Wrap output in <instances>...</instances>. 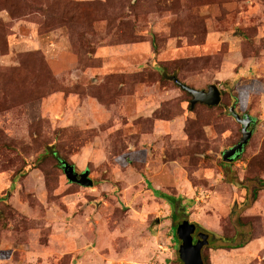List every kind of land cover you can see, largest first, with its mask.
<instances>
[{
  "label": "rangeland",
  "instance_id": "1",
  "mask_svg": "<svg viewBox=\"0 0 264 264\" xmlns=\"http://www.w3.org/2000/svg\"><path fill=\"white\" fill-rule=\"evenodd\" d=\"M182 220L264 264V0H0V264H181Z\"/></svg>",
  "mask_w": 264,
  "mask_h": 264
},
{
  "label": "water",
  "instance_id": "2",
  "mask_svg": "<svg viewBox=\"0 0 264 264\" xmlns=\"http://www.w3.org/2000/svg\"><path fill=\"white\" fill-rule=\"evenodd\" d=\"M172 80L176 85H178L179 88H181L191 96V98L189 99L190 106L197 102L205 105H216L219 103V90L214 84L207 85L206 89H197L180 82L176 78H172ZM228 112L234 119V121L237 122L240 126V137L230 147L221 151L222 160H229L239 154L243 145L246 144L251 134V129L247 127L249 126V124L252 125L253 122L251 116H249L247 113H237L234 110L233 106L229 107ZM58 162L65 178L69 182H75L82 186L92 185V180L88 177V171L86 169L80 172H76L73 169V166L68 164L64 160L58 159ZM95 206H97L96 203ZM193 230L194 224L189 223L186 220H182L176 227L175 234L180 240L177 246V254L178 258L181 261V264H203L200 256V247L201 245L206 243V235L200 234L199 236H201L202 239L197 240L193 243Z\"/></svg>",
  "mask_w": 264,
  "mask_h": 264
},
{
  "label": "trees",
  "instance_id": "3",
  "mask_svg": "<svg viewBox=\"0 0 264 264\" xmlns=\"http://www.w3.org/2000/svg\"><path fill=\"white\" fill-rule=\"evenodd\" d=\"M58 159H59V158H57V161H58ZM58 163H59V162H58ZM152 193H153L154 195H157V196L161 197L162 199H164V200L168 203L169 206H175V205H176V204H175V201H176L177 199H179V197H180V196L173 197V196L168 195V194H165V193H160V192H158V191H156V190H152Z\"/></svg>",
  "mask_w": 264,
  "mask_h": 264
},
{
  "label": "flooded vegetation",
  "instance_id": "4",
  "mask_svg": "<svg viewBox=\"0 0 264 264\" xmlns=\"http://www.w3.org/2000/svg\"><path fill=\"white\" fill-rule=\"evenodd\" d=\"M247 128H250V124H249V126L247 127ZM233 158V157H232ZM231 158V159H232ZM230 160V159H229ZM196 241V238L195 237H192V242L194 243Z\"/></svg>",
  "mask_w": 264,
  "mask_h": 264
}]
</instances>
